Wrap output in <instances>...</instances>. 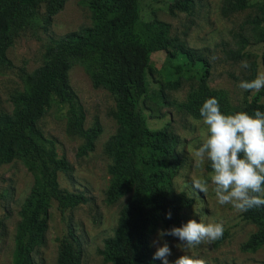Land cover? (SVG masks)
Here are the masks:
<instances>
[{"label": "trees", "instance_id": "trees-1", "mask_svg": "<svg viewBox=\"0 0 264 264\" xmlns=\"http://www.w3.org/2000/svg\"><path fill=\"white\" fill-rule=\"evenodd\" d=\"M66 0H0V66H10L6 52L20 32L39 28L47 33L53 17ZM140 0H86L90 12L89 26L51 39L43 55V64L23 76V91L11 96V113H0V166L19 159L33 176V186L21 205L19 221L13 237L12 264H33L32 254L42 244L47 228L48 213L55 202L63 213L87 203L82 193L60 188L59 173H68L65 157H58L53 143L38 128V121L52 101L67 107V132L82 138L79 156L92 152L101 133L99 126L84 128L85 112L68 82L72 65H80L94 88H103L114 98L112 117L117 132L105 144L111 159L108 167L109 186L105 193L108 205L127 196L121 207L113 235L104 240L99 251L105 264H159L151 237L159 229L179 227L186 223L183 211L194 200L177 192L174 179L183 159L176 151L179 139L163 128L151 130L142 101L147 93L146 73L150 55L155 50H172L192 62L206 65L201 50L186 47L170 38V26L163 22L141 20ZM224 13L248 8L247 0L227 2ZM258 13L251 23L264 25V1L255 5ZM193 0H174L168 6L170 15L190 14ZM43 10V13L41 11ZM264 74V44L260 52ZM209 68L200 79L199 90L207 96L206 80ZM179 83L170 84L177 89ZM241 108L252 115L264 111V89L245 93ZM203 102L181 104L180 108L200 118ZM223 113V110L220 109ZM206 169L211 171L206 164ZM4 194L0 193V200ZM171 212V219L165 214ZM242 221L256 230L240 245L242 252H255L264 247V206L241 213ZM172 236H165L168 241ZM56 264H81L82 250L72 228L59 239Z\"/></svg>", "mask_w": 264, "mask_h": 264}, {"label": "rangeland", "instance_id": "rangeland-1", "mask_svg": "<svg viewBox=\"0 0 264 264\" xmlns=\"http://www.w3.org/2000/svg\"><path fill=\"white\" fill-rule=\"evenodd\" d=\"M174 0H140L141 20L146 23L163 22L170 26L169 36L186 47L202 51L207 63L192 62L184 55H170L171 49L155 50L150 55L146 73L147 93L142 101L151 130L166 128L176 135L184 150L179 154L182 167L174 179L177 192H184L194 200L193 205L183 211L186 222L194 219L201 223H221L224 228L220 239L211 244L202 243L192 248H177L181 242L171 237L167 243L171 249L170 264L182 255L202 259L205 264H264V247L255 252H242L240 245L256 228L241 219V213L231 205L216 202L212 185L207 193L196 194L191 189V181L207 177L204 167L196 168L191 153L203 139L201 118L180 108L181 104L204 102L215 97L220 109L227 111L241 108L247 97L238 87L242 80H252L262 74L260 52L264 44V25L251 23L257 15L255 5L264 0H247L248 8L224 13L227 2L232 0H193L190 14L170 15L168 6ZM86 0H66L63 9L56 14L47 33L39 28L23 30L8 48L6 55L10 66H0V113H11V96L23 91V76L31 74L44 62V52L50 40L89 26L90 12ZM43 13V10L41 11ZM246 60L247 69L240 67ZM209 68L206 85L207 96L199 90L201 77ZM68 82L85 112L84 128L99 126L101 133L94 143L92 152L78 155L83 140L67 132V107L52 101L38 121V128L45 138L53 143L58 157H65L70 165L68 173L58 174L61 189L82 193L87 203L73 210L61 213L56 203L48 213L47 228L42 244L35 248L33 264H56L59 239L72 228L82 250L81 264H105L99 251L104 240L111 237L117 225L121 207L127 196L108 205L105 193L109 186L108 167L111 159L104 148L108 140L116 134L117 124L112 117L115 107L113 96L103 88H94L83 68L74 64L68 72ZM177 82V89L169 85ZM253 93V92H250ZM186 185H188L186 187ZM33 186V176L19 159L0 166V264H12L13 237L19 221L21 205ZM157 239V232L150 244ZM160 241V243H163ZM159 264H162L160 261Z\"/></svg>", "mask_w": 264, "mask_h": 264}, {"label": "clouds", "instance_id": "clouds-1", "mask_svg": "<svg viewBox=\"0 0 264 264\" xmlns=\"http://www.w3.org/2000/svg\"><path fill=\"white\" fill-rule=\"evenodd\" d=\"M240 67L247 69L249 64L244 60ZM238 87L259 93L264 89V74L242 80ZM199 114L203 139L191 156L196 168L202 169L207 163L211 171L207 177L191 181L192 191L205 194L211 183L216 202L221 206L231 205L240 213L264 206V111L256 110L252 115L244 111L224 114L218 100L210 97L202 103ZM183 150V144L178 145L176 151ZM165 218L171 219V212L166 213ZM223 232L221 223H201L194 219L179 227L159 229L157 239L152 242L156 247L152 258L170 264L171 249L167 241L160 243L165 236L177 238L181 243L176 247L187 249L202 243L211 244L220 239ZM171 264H205V261L182 255Z\"/></svg>", "mask_w": 264, "mask_h": 264}]
</instances>
